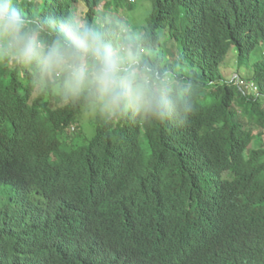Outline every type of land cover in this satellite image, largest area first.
Returning a JSON list of instances; mask_svg holds the SVG:
<instances>
[{"label": "trees", "instance_id": "obj_1", "mask_svg": "<svg viewBox=\"0 0 264 264\" xmlns=\"http://www.w3.org/2000/svg\"><path fill=\"white\" fill-rule=\"evenodd\" d=\"M131 1L20 0L35 17L131 13L184 104L96 110L88 133L90 102L0 67V264H264V0ZM231 50L245 72L226 80Z\"/></svg>", "mask_w": 264, "mask_h": 264}, {"label": "clouds", "instance_id": "obj_2", "mask_svg": "<svg viewBox=\"0 0 264 264\" xmlns=\"http://www.w3.org/2000/svg\"><path fill=\"white\" fill-rule=\"evenodd\" d=\"M143 48V37L115 15L94 23L79 11L35 17L20 0H0V67L27 70L37 91L88 101L104 116L163 119L183 106L182 88L147 61ZM93 204V195L79 201L88 216Z\"/></svg>", "mask_w": 264, "mask_h": 264}, {"label": "rangeland", "instance_id": "obj_3", "mask_svg": "<svg viewBox=\"0 0 264 264\" xmlns=\"http://www.w3.org/2000/svg\"><path fill=\"white\" fill-rule=\"evenodd\" d=\"M131 1V0H129ZM133 2V1H131ZM140 6L136 5V9L133 11L135 14H137L138 16L142 15V11L139 10ZM107 13V12H106ZM112 14V13H111ZM119 18H121L124 23H126L128 25V27L133 30V27L130 25V15L131 13H128L127 11L123 12L121 11L120 13L114 12L113 14ZM170 47L172 48V50H174V48L170 45ZM236 55L237 52L234 50H231L229 52L228 58L226 60V62L221 66L222 69V73H223V77L226 80H231L234 78V76H242L243 73L245 72V68L242 66L241 68H239V70H237V66H236ZM96 108L95 107H90L87 108L85 110H83L82 114L80 115L78 122L75 126V128H81L82 130L86 131V132H92V124L91 121L95 116L96 113ZM263 139H264V135H263Z\"/></svg>", "mask_w": 264, "mask_h": 264}, {"label": "built area", "instance_id": "obj_4", "mask_svg": "<svg viewBox=\"0 0 264 264\" xmlns=\"http://www.w3.org/2000/svg\"><path fill=\"white\" fill-rule=\"evenodd\" d=\"M239 86L245 91V92H252V93H256L257 92V86L256 84H254L253 82H248V83H244L243 81H239L237 80Z\"/></svg>", "mask_w": 264, "mask_h": 264}]
</instances>
